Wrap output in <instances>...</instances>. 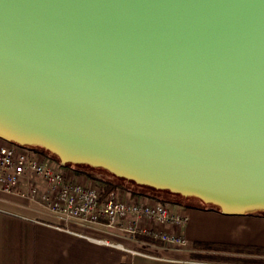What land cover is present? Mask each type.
Listing matches in <instances>:
<instances>
[{"label": "water", "instance_id": "water-1", "mask_svg": "<svg viewBox=\"0 0 264 264\" xmlns=\"http://www.w3.org/2000/svg\"><path fill=\"white\" fill-rule=\"evenodd\" d=\"M0 139L264 214V0H0Z\"/></svg>", "mask_w": 264, "mask_h": 264}, {"label": "crops", "instance_id": "crops-1", "mask_svg": "<svg viewBox=\"0 0 264 264\" xmlns=\"http://www.w3.org/2000/svg\"><path fill=\"white\" fill-rule=\"evenodd\" d=\"M19 186V194L0 192V264H264V214L188 206V245L174 247L105 224L63 222L27 197L32 186L46 191L39 176L29 174Z\"/></svg>", "mask_w": 264, "mask_h": 264}, {"label": "built area", "instance_id": "built-area-1", "mask_svg": "<svg viewBox=\"0 0 264 264\" xmlns=\"http://www.w3.org/2000/svg\"><path fill=\"white\" fill-rule=\"evenodd\" d=\"M68 168L67 164L30 146L0 139V192L21 193V178L34 174L44 181L46 191L39 193L37 187L32 186L27 197L42 204L63 222L78 219L100 223L148 243L188 245L183 233L189 221L186 206L163 202L126 188L105 191L102 186L91 183L93 179H74Z\"/></svg>", "mask_w": 264, "mask_h": 264}, {"label": "trees", "instance_id": "trees-1", "mask_svg": "<svg viewBox=\"0 0 264 264\" xmlns=\"http://www.w3.org/2000/svg\"><path fill=\"white\" fill-rule=\"evenodd\" d=\"M35 146V145H34ZM37 146H35V148H36ZM41 147V146H40ZM44 149V148H43ZM44 150H46V149H44ZM54 155V154H53ZM54 157H56L58 160H59V158L56 156V155H54ZM76 166H79L80 168H84V169H86L85 167H88V168H100V169H103V168H101V167H94V166H91V165H89V164H75ZM103 170H105V169H103ZM83 171V170H82ZM107 171V170H106ZM84 172H85V170H84ZM108 172V171H107ZM87 175H88V177H90V178H93V179H95V174L93 173V172H88V171H86L85 172ZM110 173V172H109ZM111 175H113V176H115L114 174H112V173H110ZM116 178H119V179H121V180H125V181H132V180H127V179H125V178H121V177H117V176H115ZM132 182H134V181H132ZM135 183V182H134ZM135 184H137V183H135ZM138 185H140V184H138ZM142 187H146L147 189H152L153 191H158V192H161V193H163V194H165L166 196H171V197H174L175 199H177L178 201H180L181 202V200H189V199H191V198H193V199H197V197H193V196H183V195H181V194H178V193H174V192H171V191H169V190H166V189H156V188H153V187H150V186H146V185H141ZM116 187H120L121 188V186L120 185H117V184H113V183H110V182H105L104 183V190L105 191H108V190H110V189H112V188H116ZM123 188V187H122ZM131 192H133V193H138V194H142V195H148V193H144V192H139V191H133V190H130ZM153 196V195H152ZM197 200H199V199H197ZM188 206H193V204H188ZM187 206V207H188ZM258 212H260V211H253V212H249V213H258ZM256 262H258V261H256Z\"/></svg>", "mask_w": 264, "mask_h": 264}, {"label": "rangeland", "instance_id": "rangeland-1", "mask_svg": "<svg viewBox=\"0 0 264 264\" xmlns=\"http://www.w3.org/2000/svg\"><path fill=\"white\" fill-rule=\"evenodd\" d=\"M33 149H35V150H37V151H40V152H43L44 154H46V155H48L44 150H41V149H37V148H34V147H32ZM54 159H56V160H58L56 157H54V156H52ZM59 161V160H58ZM67 166L69 167L68 168V171H69V173H71L72 172V175L74 176V179H76L75 177L76 176H82V177H84V176H86V177H88V175L85 173L87 170H85V169H80V168H77V167H73V166H71V165H69V164H67ZM83 170V171H82ZM84 170H85V172H84ZM88 172H91V171H88ZM68 173V174H69ZM94 174H95V179H93V178H90V177H88L89 179H93L94 181H92L91 183H94V184H97V185H99V186H102V187H104V183L105 182H110V183H113V184H117V185H120L121 186V188L123 187V188H126V189H129V190H133V189H131V188H129V187H126V186H123V185H121V184H119V183H117V182H111L110 180H108V179H105V178H103L102 176H100V175H98L96 172H93ZM133 191H136V190H133ZM139 192H144V191H139ZM144 193H147V192H144ZM153 194H150V193H148V195L147 196H152ZM153 197L154 198H157V199H159V200H161V201H163V202H167V203H175V204H178V205H182V206H188V204H185V203H182V202H180V201H175V200H170V199H165V198H161V197H159V196H157V195H153ZM190 205V204H189Z\"/></svg>", "mask_w": 264, "mask_h": 264}]
</instances>
